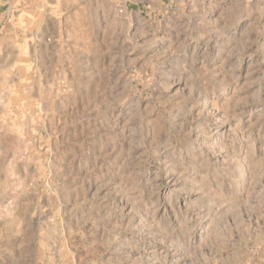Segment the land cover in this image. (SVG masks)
Masks as SVG:
<instances>
[{
  "label": "rangeland",
  "instance_id": "obj_1",
  "mask_svg": "<svg viewBox=\"0 0 264 264\" xmlns=\"http://www.w3.org/2000/svg\"><path fill=\"white\" fill-rule=\"evenodd\" d=\"M0 158V264H264V0H0Z\"/></svg>",
  "mask_w": 264,
  "mask_h": 264
},
{
  "label": "crops",
  "instance_id": "obj_2",
  "mask_svg": "<svg viewBox=\"0 0 264 264\" xmlns=\"http://www.w3.org/2000/svg\"><path fill=\"white\" fill-rule=\"evenodd\" d=\"M6 162H7V158H0V210H2L6 206L8 198L9 199H12V197L16 198V192H17L16 187L14 184H12V182L10 183V186H8L7 179L15 178L16 172L8 171ZM15 239L16 238H14V240L13 238H9V241H7L8 238H4V241L2 242L6 247L0 249V259L8 258L9 255H13V253L16 252L19 253L16 247H13L12 245L11 247H7L8 242H10L11 244L16 243L17 240Z\"/></svg>",
  "mask_w": 264,
  "mask_h": 264
}]
</instances>
